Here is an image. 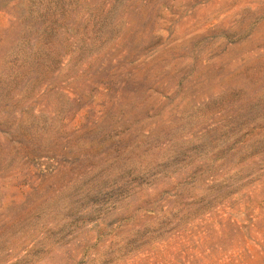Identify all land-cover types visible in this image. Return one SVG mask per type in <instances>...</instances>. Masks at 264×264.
Returning a JSON list of instances; mask_svg holds the SVG:
<instances>
[{"label":"rangeland","instance_id":"rangeland-1","mask_svg":"<svg viewBox=\"0 0 264 264\" xmlns=\"http://www.w3.org/2000/svg\"><path fill=\"white\" fill-rule=\"evenodd\" d=\"M0 264H264V0H0Z\"/></svg>","mask_w":264,"mask_h":264}]
</instances>
